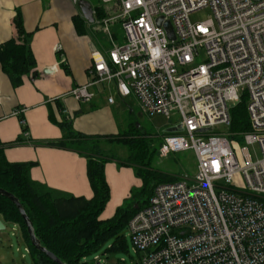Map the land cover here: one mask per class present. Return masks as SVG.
<instances>
[{
	"label": "built area",
	"instance_id": "2783aa9c",
	"mask_svg": "<svg viewBox=\"0 0 264 264\" xmlns=\"http://www.w3.org/2000/svg\"><path fill=\"white\" fill-rule=\"evenodd\" d=\"M101 1L120 6L125 41L117 43L111 33L115 18L104 19L108 57L94 47V78L71 95L89 102L91 86L114 81L118 94L135 96L149 117L182 125L165 135L161 156L191 149L197 159L194 178L158 184L129 220L139 264H264V0ZM203 8L212 17L192 22ZM245 98L251 130L240 133L241 145L229 128L231 109ZM253 144L261 152L256 160ZM13 227L18 236L19 225ZM30 254L26 244L22 258ZM95 260L107 262L100 255Z\"/></svg>",
	"mask_w": 264,
	"mask_h": 264
},
{
	"label": "crops",
	"instance_id": "0c3cea01",
	"mask_svg": "<svg viewBox=\"0 0 264 264\" xmlns=\"http://www.w3.org/2000/svg\"><path fill=\"white\" fill-rule=\"evenodd\" d=\"M18 16L25 30L31 33L36 74L24 76L23 84L14 88L0 63V141L12 142L20 136L27 141L58 140L75 131L100 136L110 144L117 142L107 137H116L128 129L116 113H125L128 108L134 112V106L118 94L116 83L105 81L91 86L95 96L89 102L79 101L70 93L76 86L94 78L90 72L94 47L108 57L112 43L107 49L91 34L95 22L86 20L75 0H0V45L18 37ZM110 97L114 98L113 102H109ZM18 108L24 110L25 132L19 116L14 114ZM66 121L68 128L61 127ZM5 154L11 162H37L31 168L32 179L54 191L89 199L94 195L87 173V159L75 151L28 142L7 147ZM123 154V160L127 159L129 151ZM105 172L111 194L101 219L113 217L131 197L132 190L143 185L133 167L118 161H108ZM19 233L18 239L25 242L21 230Z\"/></svg>",
	"mask_w": 264,
	"mask_h": 264
},
{
	"label": "trees",
	"instance_id": "16d2710c",
	"mask_svg": "<svg viewBox=\"0 0 264 264\" xmlns=\"http://www.w3.org/2000/svg\"><path fill=\"white\" fill-rule=\"evenodd\" d=\"M101 1V0H100ZM102 2V1H101ZM94 7L96 21L105 18V5ZM95 21V22H96ZM18 37L0 45V63L14 88L24 82V76L36 74V58L30 44V34L21 18H16ZM232 124L230 130L237 138L242 132L251 130L246 101L242 100L231 109ZM21 121H25L19 115ZM68 122L61 127L68 128ZM24 132L27 131L23 123ZM131 128L116 137H107L125 145L129 151L127 159L108 155L101 147L100 136L83 135L71 131L68 136L58 140L27 141L24 136L12 142L0 141V187L13 193L24 206L32 220L37 238L42 246L55 254L64 264H90L84 261L86 256L97 252L106 241L113 239L108 250H126V237L122 230L127 228L129 220L144 208L158 184L174 182L178 177L155 170L151 167L152 153L150 139L146 134H138ZM176 132H167L172 134ZM31 142L35 146H54L75 151L87 159L88 178L94 192L92 198L64 195L54 191L31 177L34 161L11 162L6 158L7 147L24 145ZM118 161L121 165L134 168L143 185L132 190L130 198L108 219L100 216L110 200V186L106 178V163ZM137 205V206H136ZM0 217L6 223L19 225L25 243L31 248L33 264H59L46 253L36 249L32 243L27 226L18 207L8 197L0 194Z\"/></svg>",
	"mask_w": 264,
	"mask_h": 264
},
{
	"label": "rangeland",
	"instance_id": "374dc122",
	"mask_svg": "<svg viewBox=\"0 0 264 264\" xmlns=\"http://www.w3.org/2000/svg\"><path fill=\"white\" fill-rule=\"evenodd\" d=\"M89 1L93 6L102 3L100 0ZM104 5L106 17L103 19L99 18L97 20L98 23L95 22L93 24L91 34L108 49L111 46V42L108 33L104 30V25L102 24L103 20L106 18H115V20L113 19L110 21V29L117 43H124L125 32L121 24V19L117 17L120 13V6L115 2ZM212 15L210 8H203L194 12L190 18L192 22H202L212 17ZM136 99L137 98L133 95L127 98V102L134 106V112H131L130 108L127 107L128 109L125 113L117 112L116 115L118 120H121V123L125 121L126 129L130 130L133 128L134 132L137 131L138 134H146L148 139H150L151 150L153 151L151 167L166 174L174 175L178 177V179L194 178L197 174V159L193 150L189 149L186 151L172 152L166 157L159 154V147L165 135H167L168 130L178 124L179 121L176 119L171 120L161 115L153 118L147 116L142 112L139 101L137 102ZM244 100L246 101V98ZM225 131L228 132V129L225 128ZM229 131L231 136L235 135L230 129ZM235 139L239 144L244 145V140L241 135H238ZM101 147L108 155L120 159H123V153H126L128 150L127 147L121 143L113 142L110 144L105 140L101 141ZM248 147L253 159L256 160L261 156L259 145L253 144ZM6 225V229L0 231V264H32L31 256L22 258L25 242L18 239L19 237H17V235H14L12 223H7ZM122 232L126 237V250H108L113 243V239H110L103 243L97 252L90 256H86L84 261L90 264H97L95 257L96 255H100L102 260H107V262H103L102 264H139L140 255L133 249L128 228H124ZM19 234L18 236H20ZM17 248H21V250L18 251Z\"/></svg>",
	"mask_w": 264,
	"mask_h": 264
},
{
	"label": "water",
	"instance_id": "95a60500",
	"mask_svg": "<svg viewBox=\"0 0 264 264\" xmlns=\"http://www.w3.org/2000/svg\"><path fill=\"white\" fill-rule=\"evenodd\" d=\"M78 6H79L82 14L84 15V17L86 18V20L88 22L94 23L96 21L94 7L89 0H79ZM157 23H158V25H161L163 23V17H159L157 19ZM164 27L166 28L169 36L174 39L175 33H174V29H173L171 22L167 21L166 23H164ZM182 130H183V127L181 124H179L175 127L170 128L168 130V132H180ZM205 130H207V129H203V131H205ZM0 194L8 197L18 207V209L21 213V216L23 217L25 224L27 226V230H28L32 245L36 249L46 253L49 257H51L57 263L64 264L55 254L48 251V249H46L44 246L41 245L40 240L36 236L34 224H33L32 220L30 219V217L28 216V214H27L24 206L20 202V200L13 193L8 192L7 190H5L1 187H0ZM5 229H6V224L0 218V231L5 230Z\"/></svg>",
	"mask_w": 264,
	"mask_h": 264
}]
</instances>
